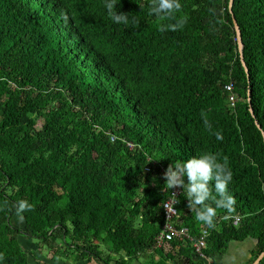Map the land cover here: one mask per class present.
<instances>
[{"label":"trees","instance_id":"obj_1","mask_svg":"<svg viewBox=\"0 0 264 264\" xmlns=\"http://www.w3.org/2000/svg\"><path fill=\"white\" fill-rule=\"evenodd\" d=\"M180 2L186 25L161 33L174 21L149 15L150 0H115L128 25L106 0H0V264H32L21 237L56 262L205 264L190 239L158 245L163 169L205 153L227 158L236 211L208 228L182 188L175 224L194 240L210 230L212 264L233 241L255 242L247 264L264 250V0L233 4L249 76L229 0ZM19 200L34 206L23 223Z\"/></svg>","mask_w":264,"mask_h":264},{"label":"clouds","instance_id":"obj_2","mask_svg":"<svg viewBox=\"0 0 264 264\" xmlns=\"http://www.w3.org/2000/svg\"><path fill=\"white\" fill-rule=\"evenodd\" d=\"M105 8L109 17L116 24H129V15L115 11V0H106ZM182 11L180 0H150L149 15H154L160 21H174L171 23H162L159 27L161 33L165 31L182 30L187 23L186 16H177V13ZM61 18L65 23L68 21V16L65 13L61 14ZM133 24L139 22L133 18ZM204 119V124L207 129H211V125L205 116L201 113ZM217 140H223L221 132L214 133ZM187 177V183H185ZM165 185L163 190L183 188V195L188 200V208L195 213L197 222H201L208 228L214 229L217 209H224L228 214H233L236 211V198L229 192V184L233 179V173L228 167L227 158L224 162H219L218 154L205 153L194 156L187 161L175 160L170 163L163 173ZM214 182V186H213ZM264 190V188H262ZM175 195V193L173 192ZM176 196V195H175ZM173 203V202H169ZM214 205V206H213ZM164 208L172 214L175 211L174 207H169L165 204ZM34 206L27 200H19L15 205V215L19 218V222L23 223L26 211H33ZM229 216H225L228 219ZM59 259V258H57Z\"/></svg>","mask_w":264,"mask_h":264},{"label":"built area","instance_id":"obj_3","mask_svg":"<svg viewBox=\"0 0 264 264\" xmlns=\"http://www.w3.org/2000/svg\"><path fill=\"white\" fill-rule=\"evenodd\" d=\"M226 90L231 93L230 95V99H231V104L234 105L235 101H236V97L234 95V93L232 92L233 90V84H226L225 85ZM131 146L133 147V144H131ZM150 168H147V170H149ZM167 168L163 169V172L166 171ZM173 192L175 193V195L173 194ZM182 193V187H177L175 189H173L171 191V193H169L168 198L166 199V201L163 204V207L165 204H169V207H174L175 211L170 214L167 209L164 208V213H165V223L162 229V232L159 235L158 238V245L162 246L164 245V243L166 241H170L172 239H174L175 237L177 238H187L193 241V247H194V253L202 259H207L208 262H212V260L210 258H208L205 253H204V248L207 245V238L210 235V230L204 226L202 228L201 234L199 236L198 239L194 240L193 236L190 233V230L188 227H178L175 224V219L176 216L178 214V198L180 197ZM173 202V203H169V202ZM240 220L239 217L236 218L235 223H237ZM172 264H176L174 262H172Z\"/></svg>","mask_w":264,"mask_h":264},{"label":"rangeland","instance_id":"obj_4","mask_svg":"<svg viewBox=\"0 0 264 264\" xmlns=\"http://www.w3.org/2000/svg\"><path fill=\"white\" fill-rule=\"evenodd\" d=\"M20 224V223H19ZM21 240L23 242V245L25 247V249L28 251L29 253V259H30V262L32 264H73L74 263V255L73 253H68L66 255L68 260L67 261H64V262H56L55 260H53L51 258V256L53 255V251L54 250H51L50 251V254H47L46 255V248H45V245H42V244H39L35 239H32V238H23L21 237ZM252 240H246L245 242H240V244L244 247H246V252L248 250V248H250V246L252 245ZM234 244H237L238 243L236 241H233L230 243V247L232 248L234 246ZM243 247V248H244ZM244 251V249H243ZM243 251L241 252H234L233 254V264H236V263H241V259H242V255L241 254ZM224 257H228L227 254L224 255ZM149 257H140L139 260H136L134 259L133 262L135 264H145L144 261H149ZM72 262V263H71ZM76 264H81V262H76ZM85 264H101L99 261L97 260H92L91 262L89 261H85Z\"/></svg>","mask_w":264,"mask_h":264},{"label":"water","instance_id":"obj_5","mask_svg":"<svg viewBox=\"0 0 264 264\" xmlns=\"http://www.w3.org/2000/svg\"><path fill=\"white\" fill-rule=\"evenodd\" d=\"M233 4H234V0H229V9H230L232 14H233ZM233 22H234V26L236 29L238 48H239V52L241 55V61H242L243 66L245 67V70L249 76V68L247 66V63H246L245 57H244V43H243L242 31H241L240 25H239L237 19L235 18L234 14H233ZM248 94H249L250 111H251L252 115L255 116L254 109H253L252 104H251V91H249ZM256 123H257L258 127L260 129H262L261 124L258 122V120H256ZM263 133H264V131H263ZM263 258H264V250L257 256V258L251 264H260V262L262 261Z\"/></svg>","mask_w":264,"mask_h":264},{"label":"crops","instance_id":"obj_6","mask_svg":"<svg viewBox=\"0 0 264 264\" xmlns=\"http://www.w3.org/2000/svg\"><path fill=\"white\" fill-rule=\"evenodd\" d=\"M245 241H243V242H245ZM237 243H238V245L234 244V246L232 248L230 247L229 250L225 253V254H227L228 257H224L225 254H223L219 257V259H220L219 261L222 264H233L234 252H241V251H243V249H244V251L241 253L243 255H242V259H241L240 264H247L248 263L249 259L252 256V253L250 251H251L252 247L254 246L255 242L254 241L251 242L252 245L250 246V248H248L247 252H246V247L242 246L240 244V242H237ZM203 260L205 261V264H212V262L209 263L207 259H203ZM236 264H239V263H236Z\"/></svg>","mask_w":264,"mask_h":264}]
</instances>
